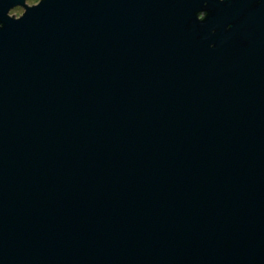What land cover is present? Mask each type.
<instances>
[{"label":"water","instance_id":"obj_1","mask_svg":"<svg viewBox=\"0 0 264 264\" xmlns=\"http://www.w3.org/2000/svg\"><path fill=\"white\" fill-rule=\"evenodd\" d=\"M0 264H264V0H0Z\"/></svg>","mask_w":264,"mask_h":264},{"label":"rangeland","instance_id":"obj_2","mask_svg":"<svg viewBox=\"0 0 264 264\" xmlns=\"http://www.w3.org/2000/svg\"><path fill=\"white\" fill-rule=\"evenodd\" d=\"M38 0H24V3L27 5L36 3ZM22 12V6L20 5H15L11 8L8 9L7 13L12 16H17Z\"/></svg>","mask_w":264,"mask_h":264},{"label":"flooded vegetation","instance_id":"obj_3","mask_svg":"<svg viewBox=\"0 0 264 264\" xmlns=\"http://www.w3.org/2000/svg\"><path fill=\"white\" fill-rule=\"evenodd\" d=\"M198 15L200 16V13H198Z\"/></svg>","mask_w":264,"mask_h":264}]
</instances>
